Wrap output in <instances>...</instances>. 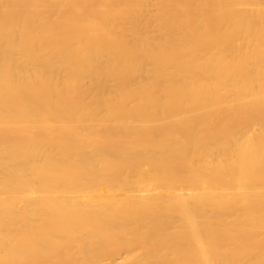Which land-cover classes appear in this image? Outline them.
I'll return each mask as SVG.
<instances>
[{
	"label": "bare ground",
	"instance_id": "obj_1",
	"mask_svg": "<svg viewBox=\"0 0 264 264\" xmlns=\"http://www.w3.org/2000/svg\"><path fill=\"white\" fill-rule=\"evenodd\" d=\"M0 264H264V0H0Z\"/></svg>",
	"mask_w": 264,
	"mask_h": 264
}]
</instances>
